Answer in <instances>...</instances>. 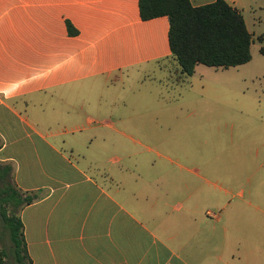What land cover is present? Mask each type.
Instances as JSON below:
<instances>
[{"label":"crops","instance_id":"0c3cea01","mask_svg":"<svg viewBox=\"0 0 264 264\" xmlns=\"http://www.w3.org/2000/svg\"><path fill=\"white\" fill-rule=\"evenodd\" d=\"M226 1L263 42L264 0ZM169 33L168 17L142 19L140 0H0V163L35 198L21 213L33 264H264L261 211L231 207L222 187L200 192V180H211L184 164L198 159L172 141L177 134L165 138L177 126L144 111L160 97L115 96L136 75L140 84L181 85ZM203 66L190 78L198 87ZM93 88L109 96L85 100ZM18 100L27 114L31 104H62L73 126L45 131L21 118ZM103 134L111 138L98 143ZM253 157L264 158V145ZM203 166L209 173L210 163ZM101 168L108 170L99 178L93 172Z\"/></svg>","mask_w":264,"mask_h":264},{"label":"rangeland","instance_id":"374dc122","mask_svg":"<svg viewBox=\"0 0 264 264\" xmlns=\"http://www.w3.org/2000/svg\"><path fill=\"white\" fill-rule=\"evenodd\" d=\"M251 29L257 34L252 46L253 59L247 65L218 72L203 66L209 71L205 73L200 87L192 84L191 79L179 86L170 85L165 79L164 84L153 81L140 84L137 82L140 76L136 75L127 83L125 89L117 87L115 96L120 99L125 97L131 99V96L160 97V104L149 105L144 102V111L149 109L162 113L166 128L177 126V131L174 133L170 130L169 132L173 134H166L165 138L177 134L172 141L183 145L182 151L190 152L191 156H186L189 160L194 159V156L198 159L196 164L187 162L184 164L211 180L212 183H205L206 179L204 182L200 180V192L202 194H209L212 190L219 192L218 189H214L215 186L222 187L230 192L228 196L223 195V201L230 202L231 207L259 209L261 212H257L256 216L261 219L264 239V158L253 157L257 148L261 149L264 145V52H261V49H264V41L260 42L256 39L259 32L252 26ZM262 30L264 32V25ZM173 74L177 81L180 76L179 71L173 68ZM158 76L164 77L161 73ZM207 86L213 92L203 91L202 88ZM205 93H209L211 98L203 99L202 94ZM102 94L105 95L104 97L109 96L105 91ZM102 94L98 89L93 88L84 93V96H86L85 100L97 103L98 96ZM12 103L21 118L38 123L45 131L50 128L53 131H66L65 129H71L66 127L73 126L72 123L65 122L63 113L70 109L64 108L62 104L51 102L43 107L31 104L27 114L23 102L18 100ZM54 106L57 107L55 111ZM121 109L125 115V104ZM179 115L181 122L175 120ZM9 122L12 126H22L14 117H11ZM80 125L87 127L83 121ZM118 126L120 127V124ZM101 138L110 139L111 136L105 134L99 136L98 143H103ZM118 140L122 144L127 141L123 137H118ZM206 163L211 165L209 173L207 167L203 166ZM102 169L108 170L101 168L93 174L101 178ZM242 192L245 193L244 197L241 196ZM206 203L210 202L206 201Z\"/></svg>","mask_w":264,"mask_h":264},{"label":"trees","instance_id":"16d2710c","mask_svg":"<svg viewBox=\"0 0 264 264\" xmlns=\"http://www.w3.org/2000/svg\"><path fill=\"white\" fill-rule=\"evenodd\" d=\"M140 13L144 21L169 18L180 83L193 77L198 65L230 69L253 59V35L242 13L226 0L203 6H194L191 0H140ZM68 26L72 35L78 34L72 24ZM34 201L14 184L12 166L0 163V264H33L21 213Z\"/></svg>","mask_w":264,"mask_h":264}]
</instances>
